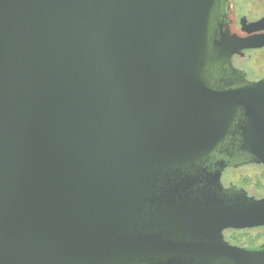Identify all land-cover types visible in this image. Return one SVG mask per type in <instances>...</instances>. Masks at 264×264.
Masks as SVG:
<instances>
[{
    "label": "water",
    "instance_id": "water-1",
    "mask_svg": "<svg viewBox=\"0 0 264 264\" xmlns=\"http://www.w3.org/2000/svg\"><path fill=\"white\" fill-rule=\"evenodd\" d=\"M229 0H0V264H247L264 224V35ZM251 31L264 30V19Z\"/></svg>",
    "mask_w": 264,
    "mask_h": 264
},
{
    "label": "flooded vegetation",
    "instance_id": "flooded-vegetation-1",
    "mask_svg": "<svg viewBox=\"0 0 264 264\" xmlns=\"http://www.w3.org/2000/svg\"><path fill=\"white\" fill-rule=\"evenodd\" d=\"M229 32L237 38L264 35L253 32L252 24L264 19V0H229ZM234 66L243 71L251 82H264V47L246 49L233 58ZM227 190L243 192L249 199L264 201V164H248L225 169L221 177ZM231 247L251 255L247 264H264V224L223 232Z\"/></svg>",
    "mask_w": 264,
    "mask_h": 264
}]
</instances>
